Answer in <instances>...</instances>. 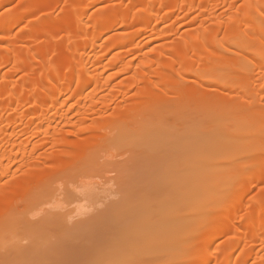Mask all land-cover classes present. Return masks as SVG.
Instances as JSON below:
<instances>
[{"label": "bare ground", "instance_id": "bare-ground-1", "mask_svg": "<svg viewBox=\"0 0 264 264\" xmlns=\"http://www.w3.org/2000/svg\"><path fill=\"white\" fill-rule=\"evenodd\" d=\"M13 1L14 0H0V9L5 5H9ZM104 1L106 0H22V2H20L22 4L20 5L21 7L16 10L13 9L12 11H9L10 13L8 12V14L0 17V38L4 39L3 41L0 40V147L2 144V146H4V142L7 143L5 144L7 147H5V151L0 149V178L7 177L10 172H13L11 171L12 166H10V164L12 165V162L10 163L9 161H11L15 155L11 151H15L17 147L19 151H22L20 152V154H22L19 158L22 163H25V165L19 163L21 165L20 169L19 167L18 169H24L27 163L25 160L28 161L29 159H32L34 155L36 156L37 152L41 150L40 148L43 147L41 143L39 144L41 147L37 145L38 143L32 144L34 146L33 149L31 146V150L26 147V145L28 146L31 142V139L33 140L38 137H44L45 141H42L40 138L42 143H46L44 148L49 143L53 144L55 147L59 146L64 148H62L59 153L50 154L49 157H46L48 163H46L44 171L41 172L46 176L38 175L40 172H36L38 169L35 167V173L33 171L29 177L32 181L38 180L37 184H43L47 178L50 179L54 177L53 175H57L59 172L56 173V171L61 170L63 167H57L58 165L54 163L56 168H58L57 170L54 164L51 165V162L56 160V157L59 155L65 157L68 156L70 154L68 151L69 148L77 147L79 143L71 142L67 138L60 136V134L55 131L53 123L56 122L57 119L68 120V116L64 113L63 108L70 103L77 108V112L81 117V109L83 108H81V106L86 100L85 94L89 89L92 90L90 94H88L90 96L88 97L89 100H87L89 101V103L87 102L89 105V116H93L98 113V104L105 106V110L103 109V111L109 110V104H112L110 103L112 101L109 100L111 98V94L113 93L112 95L116 96L115 99H117V96H119L117 92V95L114 94L115 91H112L111 94L109 92L110 97L107 95L108 97L105 96L102 99L98 98L99 96L97 95L100 94L99 92L102 89L105 90V88L111 87L113 82L118 79L119 76L125 77V75H128V79L126 78L127 83H124L127 87V94L125 97H127L133 89H135V92L133 96L130 97L131 100H137L139 97L141 99V96L147 97V95H150V97H147L145 102L141 101V103H137V108H135L136 105H132L133 102L132 104L130 103V98L124 99L125 103H123V106H121L122 104L118 106L116 108V114H112L110 120L114 118L115 121L113 119V123L121 121L120 118L123 119L122 122L127 121V119L124 118H130V114H133V111L135 112L139 110L142 106L143 109H145L146 106L148 107L151 105L149 109L151 110L154 102L157 103L159 101V103H162L161 101L163 100L161 97L166 98L168 96L169 98V96L177 93H180L182 96L187 93L190 96L197 94L193 88L181 83V81L188 80L189 76L193 72L198 75L197 78L199 79H197V81L202 87L201 96L202 98L204 97V102L209 101L211 97L213 100L217 88L211 85L216 84L221 88L225 97H229L228 95L236 93L241 97L243 106L249 104L251 106L249 109L251 110V117L253 120L256 121L260 118V104L264 102V0H244V6H242L238 11H235L234 5V2L237 0H198L199 3H197V0H129V3L125 4V6H123L124 4L120 6L117 4L115 6L102 9L101 11L99 10V12L97 11V13L91 15V9ZM43 4L47 5V7L45 6L46 8L54 7L52 9H58V7L62 9L63 7L61 10L62 17H73L75 22L70 24V26L69 24H66L68 25V28L62 27L60 28L62 30H58L59 28L56 29L62 33L54 30L47 31L42 28V31L39 30L37 26L40 25L41 19L36 20L35 18L36 15H39L38 13L41 10H39L40 7L45 9ZM218 7H224L225 12L223 9L221 13H218L220 10L219 9L217 12ZM169 10L171 11V14L169 13ZM194 11L196 14L198 13L197 17L191 18ZM170 17L174 19L173 22L170 20ZM38 21L39 24L37 25ZM23 22H28V24H25V27L28 30L25 29L27 32L26 34L23 33L24 31L22 32V35L20 34L19 42H32L30 44L33 47V49L26 53L11 48L12 45H3L6 43L5 38L9 39L11 37H9V35L12 34L11 31L15 27H18L19 24L20 26L21 23L24 24ZM169 22H171V24ZM177 23H179V25ZM181 23L183 24L182 27H191V32L182 35L180 39L173 40L171 44L160 49L152 48L151 50H148L152 45L161 39L172 40V37H166V35L162 36L165 38L161 37L162 34L160 32V28L164 26V24L167 27V29L165 28L167 31L165 34L168 33L177 36L180 32L179 27L181 26ZM64 28L66 31H64ZM116 30H123L126 32L114 35L113 33ZM220 36L222 38L219 39ZM16 44L18 43L15 42L14 45ZM133 46H135V49L132 48ZM2 47H4L5 50H1L3 49ZM128 47L131 50H127L129 49ZM218 47H223L230 53L227 58L228 60L226 61L227 63H225V57L221 56L217 51ZM119 49H123V51L119 53L117 52L115 55V51ZM134 57L138 59L141 58L142 61L147 60V62H145L141 68L139 67L140 69L137 68L134 70L132 69L133 60L130 61L128 59H134ZM51 58L53 61H56L57 58H61L62 60L60 59V61L58 60L59 62L57 61V63H54ZM106 60H109V62L108 64L106 62L107 65H104ZM245 61L250 62L252 66H247ZM219 64L223 65L222 76L214 77V74L211 71H214ZM5 67H11V69L3 75L2 71ZM108 73L111 75H107ZM17 74H20L21 79L15 83L12 78H14L13 76H16ZM240 75L242 78L239 82L238 78ZM74 81L77 83L75 88L73 87ZM114 87L115 86H113V88ZM115 88L117 89L116 91H118L119 86ZM214 89H216L215 92ZM261 89L263 91H260ZM256 95L262 100L258 104L253 101V96ZM83 97L85 99H83ZM208 97L210 98L208 99ZM134 103L136 104L135 101ZM125 104H131L132 106L130 105V107ZM224 104L226 105L225 100ZM24 107L26 111H24L25 109L21 110ZM10 110H13V115H6L7 111ZM20 111H22V113H20ZM94 118L95 117H93V120ZM91 119L92 117L90 120ZM67 122L72 123V121ZM234 123L235 120L233 121L232 119H228V125L234 126ZM19 124L23 126V129H20L21 133L18 132V129V131L15 129ZM92 124L93 127L96 126L95 123L92 122ZM83 129H85L83 130L84 132H93L97 129V127L89 130H87L88 127ZM10 130L11 133L8 134ZM81 130L82 129H80V131ZM7 134L10 135V137L7 136ZM23 135L26 137V141L23 140V138L25 139ZM93 135L94 134L90 137V140L92 138L97 140L98 137ZM95 140L89 141L91 143H89V145L86 144L85 146L93 147ZM227 142L230 143L232 141L229 140ZM154 143L157 144V141ZM206 143L209 142L195 141L194 145L198 146ZM258 143L261 145L260 147L257 146L255 149L243 150V153L247 155L248 159H250L249 154L252 153L253 150H256L257 157L252 161L243 163L242 166L240 164L239 166H241V168L239 170L237 169V173L226 174L229 173V169L227 168L217 169L204 167L201 170H197V162L194 161V163H196L190 165V169L192 170L191 173L189 172L190 175L185 176L184 179L181 178L182 176L178 177L177 181L178 184L180 183L179 185L183 187V181L186 185L189 184L190 181V184L193 185H190L192 187L191 189H194L196 193L201 191L197 190L198 188L202 187L203 189L205 187V182H230L235 179L236 182L240 181V185H242V189L239 193H233V191L227 190L228 193H226V198L219 199L212 206H210L211 209L209 210L212 212L210 214L211 216L209 215L210 218L207 216V219L209 220L204 219L205 222L202 220L203 223H200L195 231L192 232L191 229L186 228V226L190 224L188 219L182 218L180 213L175 212V215L172 216L173 219H176L174 222L169 223L167 221L168 223L165 222L161 225L159 220L162 221L163 218H166L165 216L169 214L168 212H165V210L167 211L169 210V207H171L172 203H169V201L172 200L171 194L173 192L167 193V195H165L167 198L162 197V199L160 198L161 195H157L158 198H160H157V200H161L159 201L157 208L159 212L157 214L155 213V216H148L146 213L141 215L142 213L140 212V218L138 217V220L136 218L135 221L137 222L134 221L136 224H132V226H130L133 229L132 232H136L138 235L148 230L152 232V228H156L159 234L156 238L153 239L150 235H148L149 238L147 236L140 240L137 237L138 243H135V246L132 243L130 244V242L124 241L119 247L114 242L113 244L114 246H117L116 248L114 246H112V248L111 246L105 247V242L104 244H99L92 249L90 247V249H87L86 247L82 250V253L85 257H88V260L80 254V258L84 257L85 259H74L76 260L75 264H121L130 260L133 255L129 254L133 253L137 256L135 255L129 262L134 261L135 264H173V261L170 258L171 256H167L165 250L174 244L179 245V243L184 240V242L188 241L185 243L186 245L189 241L192 245L190 244V250L188 249L189 246L186 247L189 250L187 251L183 248V246H185L183 242L181 249H183L184 252L186 250L184 254L187 255H185V257L183 254L179 256L178 262L181 264H193L192 256L194 254L201 256V264H264V142L259 140ZM8 144H10V148L12 144V149L9 152L6 151L9 149L7 146ZM37 146L39 148H34ZM91 148L86 149L90 151ZM19 151H15L16 158L18 157L17 154H19ZM199 152H197L199 159H197L198 157H193L194 154L188 155L192 156L194 159L191 157L186 158V160H184L185 167H189L188 164H186L187 160L193 159L205 161L207 160V157L213 154V152L211 153L206 150ZM207 152H209V154H207ZM18 160L16 161L18 162ZM188 162L189 164H192L190 161ZM22 165L24 166L23 168ZM180 167H183V165H180ZM180 167L175 166L176 171L181 169ZM184 169L185 168L181 169L178 173H181ZM47 170H49V174L47 173ZM36 173L38 174L36 175ZM176 173L177 172H175V174ZM185 174L186 171H184L183 175ZM49 175L50 177H48ZM191 175L193 177H191ZM176 176L177 175H175V177ZM179 180L183 181L181 182ZM166 182L168 183V181ZM172 182L173 185H177L176 179ZM172 182L170 181L169 183ZM174 182L176 184H174ZM179 185L175 188L178 189V187H180ZM177 189L175 190L177 191ZM191 189L188 185L185 189L186 191L184 189L183 190L185 193L188 191L187 195L191 196L192 194H195V191H192ZM1 191L2 188H0V195L2 193ZM162 191L167 192L163 189ZM160 192L159 194L163 193ZM250 192H256V195L252 202H246L245 196ZM18 194V192L11 191L9 197L0 203V218H3L2 216L6 213H10V209L12 211L13 207H15L17 203ZM172 195L174 196L175 194ZM170 196L171 200L169 199ZM174 198L175 197H173V199ZM121 205L122 204L119 206ZM168 205L170 206L168 207ZM121 210L123 211V209H118L120 215ZM113 214H116L114 216L117 219L112 216L113 218H111V222L113 221L112 219H115V221L120 220V215H118L117 212L115 213L114 211L112 215ZM146 215L148 217H145ZM169 218L172 219L171 217L166 219L170 220ZM95 219H102V217H95ZM123 219L125 220L124 217ZM111 222L108 223V226ZM127 223L125 224L127 225ZM102 224L100 225L101 227ZM106 224H104V226H106ZM76 226H78V223L75 224V227ZM1 229L2 228H0V230ZM71 229L70 231H72ZM207 229L211 232L207 234L205 239H202V235ZM58 233H60V231ZM121 233L119 232L115 234V236H121L123 234ZM128 233L130 234V232ZM136 233L135 235H137ZM189 233H192V237L185 238V236L189 237ZM123 237H125V235ZM119 238L121 239V237ZM119 238L117 240H119ZM110 240L111 239H109V241ZM139 240H143L142 243L139 242ZM224 241L225 243H223ZM76 242L82 245V242L79 239ZM221 242L222 244H220ZM128 243L132 248L130 246V248L126 246ZM132 245L135 248H133ZM106 248L107 250L108 248L113 249L112 252L114 251V253L112 254V252H109V249V254H107L108 252ZM119 248L124 249L122 253L128 249H131L133 252L128 250L129 254H126L125 252L123 253L125 254L124 256ZM28 249L25 250L26 253H28ZM70 249L72 248L70 247ZM116 249L117 251H120H118L120 256L118 255V252L115 251ZM76 250L74 249L72 251ZM22 251L23 252H17L23 254L24 250ZM7 252L10 253V251ZM14 252H16L15 249ZM17 252L15 254H17ZM101 252H103V254ZM53 253L51 254L53 255ZM15 254L13 253V258L8 257V264H11L12 262H10V259H15L14 261L17 260V257L14 258ZM76 254H78V250L75 255ZM236 254L237 257L234 258ZM18 255L19 254H17V256ZM66 255L68 254L66 253ZM55 257L57 256L55 255ZM78 257L79 256L77 255V258ZM118 257H120V259H118ZM1 260H3V258ZM46 260L44 259V261ZM189 260L191 261L189 262ZM6 261L7 260L5 259L4 263ZM68 262L69 261L65 260L60 264H68ZM17 263L19 264L18 261ZM72 264L74 263L72 262Z\"/></svg>", "mask_w": 264, "mask_h": 264}, {"label": "rangeland", "instance_id": "rangeland-1", "mask_svg": "<svg viewBox=\"0 0 264 264\" xmlns=\"http://www.w3.org/2000/svg\"><path fill=\"white\" fill-rule=\"evenodd\" d=\"M20 2H22V0L21 1L14 0L9 5L7 6L5 5L3 8L0 9V17L5 14H8V12L12 11L13 9L16 10L19 7H21L20 5L22 4ZM244 2H245L244 0L235 1L234 2L235 11L240 10L241 7L244 6L243 5ZM128 3L129 0H106L98 4L97 6L93 7V9H91L92 12H90V14L91 15L95 14L97 13V11L99 12V10L101 11L102 9H106L108 7L115 6L117 4H119V6L124 4L123 6H125V4ZM197 3H199V1ZM45 6L47 7V5H44V7ZM46 7L45 9L40 7L39 10L40 9L41 10L38 13L39 15H36L35 18L36 20L41 19L40 25H38L39 21L37 23L38 25L37 27L39 28V30L42 31V29H44L47 31L54 30L56 32H60L58 31V30H62L60 28L62 27L68 28V25L66 24H69L70 26V24H73L75 22V19L73 17H69V16L62 17L61 10L63 9V7L62 9L59 7L58 9L57 8L52 9L54 7L52 8L50 7L46 8ZM220 7H218L217 9V12L220 9L218 13H221L224 9V7L223 8ZM172 9L170 8L171 11ZM171 11L169 12L170 14ZM194 13L192 14L191 18L197 17L198 13L196 14L195 11ZM170 20H172V22L174 21V19L171 17ZM23 23L24 24L21 23V26L19 24L18 27H15L11 31L12 34H10L9 37L11 36L13 39L11 37H10L11 39L5 38L6 43L3 45L4 46L12 45L11 48L26 53L29 50L33 49V47L30 44L32 42L29 41H25L22 43L19 42L20 34L22 35L23 33L24 34L27 33L25 30L27 29L25 27V24H28V22L26 23L23 22ZM169 23L171 24V22ZM177 24L179 25V23ZM182 25L183 24L181 23V26L179 27L180 32L176 36L168 33L165 34L167 32L165 28L167 29V27L164 24V26L160 28V32L162 34L160 35L161 37L163 35H166V37H172V40L161 39L160 41L152 45L151 48H149L148 50H151L152 48L160 49L166 45L171 44L173 40L180 39L182 35L191 32L192 29L191 27H184V26L182 27ZM57 28L59 29L56 30ZM64 31H66L65 28ZM123 32L126 31L116 30L113 34L118 35V34H122ZM220 38L222 37L220 36L219 39ZM0 40L3 41L4 39L0 38ZM15 42H17L18 44L14 45ZM135 46H133L132 48L135 49ZM2 48L3 49L1 50H5L4 47ZM127 50H131V49L129 48ZM121 51H123V49L116 50L114 54L116 55L117 52L119 53ZM217 51L221 56L225 57V63H227L226 61L228 60L227 58L229 57L230 53L226 51L223 47H218ZM130 58L128 59L130 61L133 60L132 69L134 70H136L137 68L140 69L143 66V64L147 62V60L142 61L141 58L140 59L136 57H134V59H130ZM60 59L57 58L56 61L55 60L53 61L52 59V61L54 63H57V61L58 60L60 61ZM106 62L108 64L109 60H106L104 65H107ZM245 64L250 67L252 66V64L248 61H245ZM11 67L3 68L2 74L4 75V73L8 72L11 69ZM211 72H213L214 77L222 76L223 65L222 64L217 65L215 70ZM109 74L110 73H108L107 75ZM13 77L14 78L12 79L15 83L20 81L21 79L20 74L19 75L17 74L16 76L14 75ZM197 77H198L197 73L193 72L189 76L188 80L181 81L182 84L184 83L190 88H193L197 92V94L190 96L187 93L185 95L183 94L184 96L183 97L180 93H177V94H173L172 96H169V98L168 96L166 98L161 97V99L163 100L161 101L162 103H159V101L157 103L154 102L155 105L152 103L153 106L151 107V110H149L151 105L148 106L149 108L146 106L147 109L145 107H144L145 109H143L142 106L141 108H139V110L135 112L133 111V114L129 113L131 116L129 115L130 118H124L127 119V121L125 122L124 121L122 122L123 120L122 118H120L121 121H117L114 123L112 122L114 118L112 120L110 119L112 117V114L113 115L116 114L115 113L116 108L121 104H122L121 106H123V103H125L124 99L132 97L135 92V89H133L131 93L127 95V97H125L127 94L126 93L127 87L125 86L124 83H127L126 80L128 79V75H125V77L119 76L118 79H116L113 82V85L111 87L105 88V90L102 89L99 92L100 94L97 95L99 96L98 98L101 99L105 96L108 97L112 93V91H115L114 94H116L117 92V94L119 95L117 96L118 99L117 100L115 99L116 96L112 95L113 93L111 94V98L109 100L112 101L110 102L112 104H109L110 108H108L109 110H106L108 112L103 111V109L105 110V106H103L102 104H98L99 105V109H97L98 113L93 116L92 115L89 116L90 114L89 105H88L89 101L87 100H89L88 97L90 95L88 94H90L92 90L91 89L87 90V93L85 94L86 100L84 102L86 104L83 103V105L81 106V108L83 107L81 109L82 112L81 117L77 112V108L73 106L72 103H70L63 108L64 113L67 114L68 116V120L63 119L64 120L63 121L62 119H57V121L53 123V127L55 126L54 127L55 131H57L60 134V136H62L63 138H67L71 142L79 143V145L77 147L69 148L68 151L70 154L66 157L58 154L59 156L56 157V160L51 162V165L55 163L56 165H58L57 167H63V168L61 170H58V168H56V165L54 164L55 168L58 170L56 171V173L58 172L59 173L57 175H53L54 177L52 176L53 178L50 179L45 177L47 179L43 184L40 183L37 184L38 180L32 181L31 178L29 177L30 174H32L33 171L35 173L37 168L38 170L36 172L38 173L40 172V174L36 173V175L38 174L41 176H46L44 173H41L42 171H44L45 169L44 167L46 163H48L46 157L47 156L49 157L50 154L59 153L60 150L64 147H59V146L55 147L53 144L49 143L44 148V145L46 144L45 142L42 143V141H45L44 137L34 138L33 139L34 141L31 139L32 143L30 142L28 146L26 145V147L29 150H31L30 149L31 146L33 149L34 145L32 144L38 143L37 144L38 146L41 147V145H43V147L40 148L41 149L40 151L38 150L39 152H37L36 156L34 155L32 159H29L28 161L25 160V162H27L26 166L24 167L22 165V168L24 167V169L19 170L21 165L19 163H22L19 157L21 156L22 153L20 154V152L22 151H19L18 147L17 149H15L16 152L19 151V154H17L18 157L16 158V152L13 150L11 151L12 144H11V148L9 147L10 144H8L7 146L9 149H7L6 151L13 152V154H15L14 155L15 158L13 156L12 160L9 161L10 163L12 162V165L10 164V166H12L11 171L13 172H10L7 177L0 178V188H2L1 191L2 193L0 195V203L4 199L9 197L11 191L19 193L18 194L19 201L17 200V203L15 207H13L12 211L11 209L9 210L10 213H6L2 216L3 218H0V228H2L0 230V254L2 253L0 256V264L4 263L5 259L8 261V262L6 261L5 263L8 264L9 263L8 257L13 258L12 257L13 253L15 254L17 251L23 252L22 250H24L23 254L18 252H17V254H19L18 256L17 254H15L14 258L17 257L16 261H14L15 259L11 260L9 258L10 262L12 261L11 264L14 263L18 264L17 261L19 262V264H31V263L60 264L65 260L69 261L68 264L69 263L72 264V262L75 264L76 260L74 259L84 260L86 258V260H88V257H85V255H83L82 253L83 252L82 250L85 249L86 247L87 249L90 248L92 249L93 247H96L99 244H104V242H105L104 244L105 247L111 246L112 248V246H114L113 244L114 242L119 247L120 244H122L124 241L130 242V244L132 243L134 245L135 243H138L137 241L138 239L141 240L143 237L145 238L148 235H150L154 239L156 238V236L159 235L156 228L155 229L152 228V232L148 230L140 233L141 235L140 234L138 235V233L132 232L133 229L130 226H132V224H136L135 222L137 221L135 220L136 218L137 220L140 218L139 215L141 213H142L141 215L146 213L148 216L150 215L155 216L159 212L157 208L159 201H161V200H157L158 198L157 195H161L160 198L162 199V197L164 198L166 197L165 195H167V193H172V192H173L172 194L175 195L173 196L171 194L172 200H171V196L169 197V199L171 200L169 201V203H172L171 207H169L170 205H168L169 210L167 211L165 210V212H168L169 214L167 215L164 212L167 215L165 216L166 218L171 217L172 219L169 218L170 220H168L166 218H163L162 221L159 220L160 224L162 225L167 221L169 223L174 222L176 219H173L172 216L175 215V213H180L182 215V218L188 219V221L190 222V224H188L186 228L191 229L193 232L195 231L197 226L200 225V223L201 224L203 223L202 220L207 219V216L209 217V215L211 214L212 211L209 210L211 209L210 206H212L219 199H224L227 197L226 195V193H228L227 190L233 191V193H239L242 189L241 187L242 185H240V181L236 182L234 179L230 182H224V181L222 182L218 181L217 183L205 182L206 185L203 189L202 187L197 189V190H201L199 193L198 192L196 193V191L193 189L195 191L194 192L195 194H192L190 196L187 195L188 191L185 193L186 191L185 189L188 185L190 189L192 188L191 186L193 185L190 184L191 182L189 181V184L186 185V183L183 180H179L181 182L183 181L182 182L183 187H182L181 185H179L180 183L178 184L177 179L178 177L181 176H182L181 178L184 179L185 176L190 175L189 172L190 173L192 172V170L190 169V165H193L194 161L197 162V166H198L197 170H201L204 167L217 168V169L227 168L229 169V173L226 174H233L235 172L237 173V169L239 170L243 165V163L255 159L257 157L256 150H253L252 153L249 154L250 159H248L247 155L243 153V150L253 149V148L255 149L257 148V146L260 147L261 145H259L258 143L259 140L264 142V102L260 104V113H259L260 118L256 121L253 120L251 117V110L249 109L251 108V106L249 104L243 106L241 102V97L238 96L236 93L228 95L229 97H225V94L222 92L221 88L216 84L211 85L217 88V91L216 89H214V92L215 91L216 92L215 94L213 92V94L215 95L213 97V100L211 97L209 101L204 102L203 100L205 99L204 97L202 98L201 96L202 87L197 81V79H199ZM241 78L242 76L240 75L238 78L239 82ZM76 84H77L76 81H74L73 82L74 88ZM113 86L115 87L119 86L118 91H116L117 89L115 87L114 89ZM120 86L122 89L120 88ZM260 91L263 90L261 89ZM147 97H150V95H147ZM147 97L141 96V99L139 97V99L137 100L136 99L131 100L130 98L131 102L130 101L129 102L131 104L133 102L132 105H136L135 108H137L138 106L137 103H141V101L145 102V100H147ZM209 98L210 97H208V99ZM83 99L85 98L83 97ZM133 100L136 102V104L134 103ZM224 100L226 101L227 107L224 104ZM253 101H255L258 104L262 100L259 98V96L256 95L253 96ZM130 105L128 104L127 106ZM25 107L21 110H24ZM224 107L227 111L224 109ZM24 111H26V109ZM20 113H22V111H20ZM228 113H230L231 116ZM11 114L13 115V110L7 111L6 113V115H11ZM89 117L90 118L92 117L91 120H93V117L95 118L93 121H91ZM228 119H232L233 121L235 120L234 126L228 125ZM67 121L69 122L72 121V123H68ZM92 122L96 124V126L94 127L95 128L97 127V129H95L93 132L92 131L84 132L83 130L85 129L83 128L85 127H88L87 130L94 129ZM20 126L21 125L19 124L17 126L18 128L17 127L15 128L16 131L19 130L18 132H20V129L21 130L23 129L22 128L23 126L21 127ZM80 129H82L81 130L82 132L80 131ZM11 130L8 132V134L11 133ZM8 134L7 136L10 137V135ZM92 134H94L93 136L98 137L97 140L93 138L90 140ZM40 138L42 141L40 140ZM23 140L26 141V137L25 139L23 138ZM93 140H95L94 141L95 144L92 142L94 144L93 147L91 146L92 148L85 146L86 144L89 145V143H91L89 141H93ZM229 140L232 142L228 143L227 141ZM156 141L157 144L154 143ZM195 141L197 142L207 141L210 144L206 143L197 146L194 145ZM40 143L41 145H39ZM5 144L7 143L4 142V146H2L3 145L2 144L0 149L5 151V149L7 148ZM38 146L34 148H39ZM84 146L88 149L91 148L92 150L90 149L89 151ZM205 150L210 151L211 153L213 152L211 156L207 157V160L205 161L193 160L194 156L195 158L199 156L197 155V152L199 151L202 152ZM192 154H194L193 157L188 156ZM207 154H209V152H207ZM190 157L193 158L192 159L193 161L187 160L186 164H188L189 166L187 168L185 167L184 160ZM14 159L16 160L19 159V160L17 162ZM197 159H199V157ZM188 161H190V163L192 164H189ZM22 164L25 165V163ZM240 164L241 166H239ZM180 165L181 166L183 165V167H180ZM175 166L176 167L178 166L181 169L183 168L185 169L182 170L181 173L179 172L180 173L179 174L178 171H180L181 169L176 171ZM48 171L49 170H47V173L49 174ZM184 171H186L185 175H183ZM175 172H177L178 174L177 173L175 174ZM174 174L177 175L176 176L177 178L175 177ZM48 177H50V175ZM174 177L176 179L177 185L180 186L178 187L179 190L175 188L177 187V185H173L172 181H175V179L173 180ZM191 177L193 176L191 175ZM166 181H168V183ZM170 181L172 183H169ZM176 183L174 182V184ZM162 189L167 192L162 191ZM175 189H177V191ZM160 191L163 193H161ZM183 191L185 194L183 193ZM159 192L161 194H159ZM255 195L256 192L248 193V195L245 196L246 202H252L254 200ZM173 197L175 198L173 199ZM120 204H122L123 207L122 205L119 206ZM151 204L153 207L151 206ZM118 209L119 210L123 209L125 213L121 210V215H120ZM114 211L115 213L117 212V214L120 215L119 216L120 220L115 221V219L117 218L114 215L116 214L112 215ZM147 215L145 217H148ZM112 216L115 219H112L113 221L111 222L110 220L111 218H113ZM95 217L97 218L102 217V219H95ZM123 217L125 218L126 221L123 219ZM62 222L65 224H63ZM109 222L111 223L108 226ZM76 223H78V226L75 227ZM125 223H127V225ZM101 224L102 227L100 226ZM104 224H106V226H104ZM70 229L72 231H70ZM105 230L107 231V233ZM114 230L116 233L114 232ZM59 231L60 233H58ZM121 231L123 234L121 233ZM119 232L122 235L115 236V234ZM128 232H130V234ZM209 232H211L209 229L205 230V233H203L202 235L203 237L202 239H205ZM135 233L137 235H135ZM191 234L192 233H189V237L185 236V238H191L192 237ZM124 235L125 237H123ZM117 237L118 238L121 237V239L119 238V240H117L118 239ZM77 238L82 242V245L76 242L78 240ZM109 239L111 240L109 241ZM140 240L139 242L142 243L143 240L142 241ZM86 242L87 243L90 242V243L87 244ZM183 242H180L179 245L174 244L173 246H170L165 250L167 256H171L170 258L172 259L173 264H181L178 262L179 256L183 254V256L185 257V255H187L184 254L186 250L187 251L190 250L191 247L190 244L192 245V243H190L189 241L188 243L189 245L188 244L186 245L185 243L188 242L186 241L184 242L185 246H183ZM83 243L85 246L83 245ZM223 243H225V241ZM75 244H76V248H75ZM130 244L128 243V245L126 244V246L129 247ZM220 244H222V242ZM117 246L115 245L114 247L116 248ZM134 246L133 248H135ZM181 246H183V248L186 249L185 252L183 249H181L182 248ZM188 246H189L188 248L189 250L186 248ZM70 247L72 249H70ZM59 248L62 250H60ZM14 249L16 252H14ZM26 249H28L27 250L28 253L25 252ZM74 249L78 250V254L75 255V253H77V250L72 251ZM109 249L110 248H108V250ZM119 249L121 250V253L124 250L123 248H119ZM112 250L113 249H110L109 252H112ZM128 250L132 251L131 249ZM128 250L125 251L126 254L129 252ZM7 251H10V253ZM115 251L118 252L119 250L117 251L116 249ZM109 252L107 254H109ZM119 252L118 255L120 256ZM51 253H53V255ZM63 253L65 254V256ZM66 253L68 255H66ZM101 253L103 254V252ZM113 253L114 251L112 252V254ZM3 254L5 257L3 256ZM80 254H82V256H84L85 258L84 257H82L83 259L80 258L81 257ZM55 255L57 257H55ZM77 255L79 256L78 258ZM123 255L125 256V254ZM129 255H133L134 257L136 254L134 255L133 253ZM236 257L237 254L234 256V258ZM2 258L3 260H1ZM43 258L47 260L44 261ZM132 258H130V260H132ZM200 258L201 256L194 254L192 256L193 264H201ZM118 259H120V257H118ZM130 260L125 261L124 263L121 264H132V262L133 264H135L134 261L129 262ZM190 261L191 260H189V262Z\"/></svg>", "mask_w": 264, "mask_h": 264}]
</instances>
